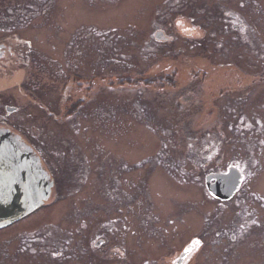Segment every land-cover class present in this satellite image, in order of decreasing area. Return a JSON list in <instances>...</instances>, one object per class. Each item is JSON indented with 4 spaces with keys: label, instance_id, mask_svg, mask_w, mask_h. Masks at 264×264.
Wrapping results in <instances>:
<instances>
[{
    "label": "rangeland",
    "instance_id": "1",
    "mask_svg": "<svg viewBox=\"0 0 264 264\" xmlns=\"http://www.w3.org/2000/svg\"><path fill=\"white\" fill-rule=\"evenodd\" d=\"M13 43L0 129L65 159L44 167L46 208L0 235V264H60L22 251L47 217V239L81 230L79 264H174L195 238L185 264H264V0H0ZM235 166V198H211L206 177ZM109 218L125 221L95 249L84 224Z\"/></svg>",
    "mask_w": 264,
    "mask_h": 264
},
{
    "label": "water",
    "instance_id": "2",
    "mask_svg": "<svg viewBox=\"0 0 264 264\" xmlns=\"http://www.w3.org/2000/svg\"><path fill=\"white\" fill-rule=\"evenodd\" d=\"M207 183L213 196L229 201L240 187L241 174L232 168L226 175L208 177ZM51 187L32 149L9 131L0 130V228L39 208L49 199ZM185 256L178 264H184Z\"/></svg>",
    "mask_w": 264,
    "mask_h": 264
},
{
    "label": "flooded vegetation",
    "instance_id": "3",
    "mask_svg": "<svg viewBox=\"0 0 264 264\" xmlns=\"http://www.w3.org/2000/svg\"><path fill=\"white\" fill-rule=\"evenodd\" d=\"M15 12L12 10H9V13L7 14V17H12V14H14ZM3 17L5 16V14H2ZM225 16H227L228 20H230L233 24H235L236 22H238L239 24H235L234 27V31H238L240 33L245 34L246 33V28L243 25V23L238 19L236 14L231 13V11H226L225 12ZM4 19V18H3ZM161 38H165L164 36ZM162 39V40H163ZM189 42H193L196 40H191V39H186ZM24 41V40H22ZM25 42V41H24ZM24 42H21L24 44ZM16 43H13L11 45H6V44H1L0 45V73L2 75H8L9 73H11L12 71H14V69H16V66H24L25 62L24 59L22 57L21 53L16 54L15 50L12 48L14 46H16ZM32 45V43H31ZM41 162L43 164L44 167L49 166V165H62V163L64 164V155L63 154H51V155H42L40 153H38ZM54 156H57V160H63V162L61 163H55L54 161H56L54 159ZM60 157V158H59ZM63 166V165H62ZM79 167V164H78ZM57 169V168H56ZM77 171V170H76ZM79 171H77L78 173ZM55 182H54V188H55ZM53 188V189H54ZM107 194V193H106ZM123 194V193H122ZM122 194L120 195V198H122ZM116 200L118 199V193H112L111 197L113 199ZM122 201V200H120ZM119 200L116 202H120ZM122 203V202H120ZM44 209V207H43ZM29 217L23 219L26 220ZM53 219V218H51ZM50 219V217L47 218H39L37 221H35L34 223L28 225L26 228H24L22 235L24 234H29L32 231L35 232H41L35 236L29 237L28 239L24 240V238L22 239V251H28L30 254L34 255H40L39 252L47 255L50 254L53 257L54 261L59 262L60 264H79L80 262V258H79V254L81 252V250L79 251V253H76L74 250H72L71 248V243H73L74 241V237L75 235L77 236V240H79V235L81 234V230H79L78 228L75 229L76 234H74L73 232V239L72 238H68V236L72 233H67L66 237L63 234L58 235L57 237L53 238V239H47L44 235L46 233H44V229L46 227H48L49 225L52 226H56V224L52 223L54 221H52ZM23 220L21 222H23ZM58 221L62 222L61 220H63L62 217L57 218ZM106 220V219H105ZM79 221H80V217H79ZM125 221V219H120V220H116V218H109V220L104 221L102 223V227L104 230L103 234H97L93 228H95L94 224H89V226H86V224H84L85 227H89V233H88V238H90V240H93L94 236L98 241L96 244V248L95 249H100L102 246H104L105 243L108 242V237L109 235L113 232V231H117V224L118 222H120L121 224H123V222ZM20 222L11 225L8 228H5L3 230L0 231V235L4 236L5 234L9 233L10 228H12L13 226H16L17 224H19ZM51 223V224H49ZM81 223V222H80ZM106 226H108L109 228H107ZM123 230V228H122ZM97 235H96V234ZM105 234V235H104ZM109 234V235H108ZM55 236V235H53ZM102 236V237H101ZM95 241V240H94ZM86 244H88V242L86 241ZM111 244V241L108 242V245ZM80 245H81V241H80ZM79 245V246H80ZM123 254V253H121ZM48 264L52 263L49 259L45 260ZM53 264H57L56 262ZM92 264V263H91Z\"/></svg>",
    "mask_w": 264,
    "mask_h": 264
}]
</instances>
